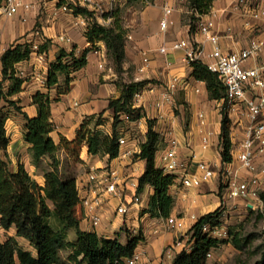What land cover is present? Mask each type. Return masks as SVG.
Returning <instances> with one entry per match:
<instances>
[{
  "label": "crops",
  "instance_id": "crops-1",
  "mask_svg": "<svg viewBox=\"0 0 264 264\" xmlns=\"http://www.w3.org/2000/svg\"><path fill=\"white\" fill-rule=\"evenodd\" d=\"M21 1L31 8H21L13 17H7L0 11V85H3V90H9L11 82L3 80L2 56L14 46L29 44L33 49L31 59L16 66L17 76L25 81L23 90L10 98L19 102L22 112L30 118L38 116L34 96L41 92L50 95L54 101L51 112L55 130L51 137L57 145L61 144L63 138L69 144H74L84 126L86 131L92 130L93 133L100 131L112 136L117 132L120 139L125 138L127 142L120 147V155L114 160H110L109 156L89 154L88 146L84 144V154L81 157L83 164L77 178L79 187L86 184L87 169L106 165L117 169L122 180H140L147 171V161L135 157L141 153V145L147 141L149 120L154 121V130L161 136L160 150L156 156L157 168L162 169L161 156L169 149L171 142L176 140L178 143V157L184 168L175 175L177 180L170 190L174 197L170 217L184 220L187 226L185 230L171 229L166 225L165 218L143 213L157 194L149 186L141 193L144 199L141 207L131 206L125 217L116 215L115 209L120 201L114 200L106 210L103 229L100 232H86H97L99 235L119 239L123 230H128L132 235L142 232L147 240L136 252L142 256L140 264H175L186 241L184 240L182 247L176 248L171 258L164 257L165 250L183 238L198 220L219 209L233 210L238 204L246 203L248 209H253L256 201L251 198H229L225 177V171L238 167L237 153L244 139L246 118L238 111H230L233 122V160L231 163H224L221 139L223 115L220 104L210 98L206 83L194 74L192 66L186 61L185 50H169L167 54L159 51L162 47H171L182 40L205 44L207 51H211L212 45L200 33L198 23L197 29L192 31L188 0H148V3L143 0L146 4L142 1L131 4L129 0L102 2L106 10L122 16L121 24L126 31L124 69L129 77L127 79L148 81L142 91L141 107L137 109L142 112V118L133 121L128 114H119L120 128L113 127L116 113L110 108V103L121 98L122 90L113 67L107 66L106 45L99 42L94 48L86 36L90 25V22H86V17L61 9L64 4L87 8L85 0ZM166 4L173 9V24L167 32H163L161 21ZM261 7L262 0H244L240 4L238 0H214L209 14L217 17L216 33L224 52L234 53L248 49L261 37L264 19L254 17V13ZM48 41L50 43L45 52L34 50L36 45L41 47ZM62 50L74 53L78 59L89 51L88 63L83 69L72 72L69 83L65 76H61L59 84L49 89L42 81L47 79L51 65L57 61ZM259 63L264 64V52ZM162 93L172 94V102L157 110L155 101ZM23 113H16L18 123L13 122L8 127L11 142L7 151L0 155L9 163L13 172H18L20 166H24L36 185L44 186V168L33 163L31 146L24 139L26 120ZM205 135L209 139L207 147L204 145ZM129 151L131 155L125 158L123 155ZM64 153L65 148L62 147L58 155L61 168ZM43 162L47 167L52 163L49 157ZM200 162H207L217 172L216 176L199 188L184 187L183 178L197 174ZM251 176L248 172L243 173L244 178ZM132 196L133 193L129 190L125 201L130 203ZM11 236L24 244L27 250H33L28 242L17 237L16 229H13Z\"/></svg>",
  "mask_w": 264,
  "mask_h": 264
},
{
  "label": "trees",
  "instance_id": "trees-1",
  "mask_svg": "<svg viewBox=\"0 0 264 264\" xmlns=\"http://www.w3.org/2000/svg\"><path fill=\"white\" fill-rule=\"evenodd\" d=\"M141 0H129V3ZM214 0H189V9L193 13L191 17L192 31L197 29L200 17L208 15L213 8ZM76 15L93 18L94 13L87 8L71 6ZM112 26L107 27L97 21H91L86 31V36L94 48L97 43L106 45L108 55L113 59L117 71H120L125 62V33L123 26L117 19ZM48 41L41 46L39 53L46 51ZM87 51L80 59L74 53L62 50L57 61L51 65L46 86L51 89L60 82V77L65 76L67 83L71 81L73 71H79L87 66ZM33 54L31 45H18L7 50L2 56L3 80H9L11 87L7 93L0 85V101L4 99L10 108L19 113L22 108L18 101L10 98L23 90L24 80L17 76L16 66L30 60ZM194 74L200 81L207 85L212 100L224 103L228 106V91L226 85L219 76L211 72L202 62L192 64ZM147 82L130 83L123 87L120 99L111 101L110 108L115 110L116 123H119V114H131L134 97L141 92ZM54 101L50 95L41 92L34 96V104L38 107V116L30 118L26 114L24 125V139L31 146L33 163L41 167L46 157L52 159L48 169H44L45 184L38 186V193L33 189L34 181L24 166H20L18 172H13L10 165L0 155V227L9 231L17 230V237L24 239L35 250L25 249L17 238L11 237L3 242L0 238V264H126L125 260L135 256L137 249L144 241L141 233L122 243L119 237L110 238L107 235H99L97 232L81 230V221L77 218L76 209L81 203L77 179L66 180L60 170L58 153L68 141L62 139L57 145L51 133L55 130L52 122L51 107ZM140 112V111H138ZM222 158L224 163H231L233 155V142L231 137L232 119L228 109L222 113ZM138 113L132 117L133 121L142 118ZM10 115L4 113L0 107V153L5 152L11 142L6 128ZM147 141L141 145V153L135 158L147 161V171L139 180V191L143 193L147 187H153L156 195L151 199L149 207L143 210L144 214L153 217L169 218L172 212L174 197L171 195V187L175 185L177 177L157 168L156 156L160 150L161 136L154 130V121L149 120ZM120 136L115 132L112 136L103 132L89 133L82 128L77 141L74 144L88 146L89 154L109 156L114 160L120 155ZM264 196V195H262ZM219 210L201 218L187 233H192V241L195 249L192 253L182 252L175 260V264H207L208 254L213 248L220 245L221 241L210 237L203 232L205 225L220 228ZM77 231V239L69 242L68 232ZM224 242V241H223ZM237 247H241L238 240H233ZM70 249L69 260L61 256L62 250ZM261 264H264V260Z\"/></svg>",
  "mask_w": 264,
  "mask_h": 264
},
{
  "label": "built area",
  "instance_id": "built-area-1",
  "mask_svg": "<svg viewBox=\"0 0 264 264\" xmlns=\"http://www.w3.org/2000/svg\"><path fill=\"white\" fill-rule=\"evenodd\" d=\"M103 1L85 0L87 9L94 13L93 18L86 17V22L97 21L107 27L113 25L115 21L113 11L106 10L102 4ZM238 3H244V0H238ZM262 3L263 7L254 13L256 19H264V0H262ZM21 8L29 10L31 7L21 0H0V11L7 17L15 16ZM61 9L64 12L74 13L69 4L62 5ZM163 12L161 29L163 32H167L170 25L173 24L171 20L173 9L166 4L163 7ZM216 18L215 14H208L206 17H200L198 21L200 33L206 37V42L212 45L211 51H207L205 44H195L187 40L174 43L171 47H162L159 51L162 54H167L169 50H185L186 61L189 65L192 66L196 62L204 63L226 85L228 91L227 104L230 111H238L247 121L244 139L237 153L238 167L225 171L228 196L230 199L251 198L261 202L259 194L261 180L257 174V160L264 155V64L260 65L259 63V58L264 52V32L248 49L227 53L219 45V37L216 33ZM39 49L38 45L34 47L36 51H39ZM251 62L254 66H250ZM46 83L47 79H44L42 84ZM142 100L143 94L141 91L134 97L133 109H140ZM171 102L172 94L162 93L156 98L155 108L161 110ZM119 143L120 147L127 144L125 138H121ZM208 143V136L205 135V147L208 146ZM130 155L131 152L129 151L123 156L126 158ZM161 164L166 173L173 175H177L184 168L178 157V143L176 140L171 142L169 149L161 156ZM245 172L250 173L251 178H244L243 173ZM216 174L217 172L207 162H200L198 173L186 175L183 178V185L186 188H199L203 183L213 179ZM139 187V180H122L119 171L111 165L101 168L90 167L86 171L85 186L80 185L79 187L78 183L82 221L87 222L93 228L102 227L105 222L106 210L114 200L120 201L115 209L116 215L127 216L131 206L139 205L141 207L144 203ZM129 190L132 191L133 196L131 202L127 203L125 200ZM255 206L253 205V209L256 208ZM166 225L171 229L180 231L187 228L184 220L173 217L166 219ZM203 232L212 238L228 236L224 228H214L210 224L204 226ZM183 243V239H178L165 250L164 257L171 258L176 248L182 247ZM194 249V243L190 247H182L183 252L186 253H192ZM211 257L212 254L209 253L208 258ZM141 260L142 256L136 253L133 258L126 260L125 263L140 264Z\"/></svg>",
  "mask_w": 264,
  "mask_h": 264
},
{
  "label": "rangeland",
  "instance_id": "rangeland-1",
  "mask_svg": "<svg viewBox=\"0 0 264 264\" xmlns=\"http://www.w3.org/2000/svg\"><path fill=\"white\" fill-rule=\"evenodd\" d=\"M143 3L149 2L148 0H141ZM140 2V1H137ZM136 3V2H133ZM131 3V4H133ZM146 4V3H145ZM188 10H189V21L191 23L192 12L189 9V0H188ZM117 19L120 23L123 21L122 16L117 14ZM122 25V24H121ZM123 26V25H122ZM107 50V48H106ZM125 63V62H124ZM107 66L113 67L115 73L118 76V85L123 91V87L130 83H142L148 81H129L127 71L123 67L120 71H117V67L113 61V59L107 53ZM250 66H253V62L250 63ZM131 77V76H130ZM146 84V85H147ZM144 86V88L146 87ZM142 89V91L144 90ZM5 93L8 90L4 91ZM220 104V112L221 114L228 109L230 113V108L225 107L224 103ZM0 107L3 109L4 113L10 115V119L7 121L6 128L14 124H17L15 117H17L16 113H18L13 108H10L7 102L4 99L0 101ZM131 114H128V117L132 120V117H136L139 110H134ZM101 124H104L102 120H100ZM114 128H120L121 123H113ZM95 130V128H93ZM89 133H93L92 130H88ZM9 135V132H8ZM62 147L65 148V157L63 158L64 162L60 163V170L63 177L66 180L69 179H77L80 175L81 165L83 164V160L81 157L83 156V146L78 144H69L66 143ZM59 155V153H58ZM57 155V156H58ZM101 156V155H100ZM52 161V159H51ZM60 161V160H59ZM53 162V161H52ZM42 168L48 169L47 164L43 162ZM257 174L259 179L261 180V186L259 188L260 201H256L254 205H256L254 209H248L246 203L238 204L235 206L233 210L229 209H219V223L220 229L224 228V230L228 233L227 237L216 238L221 241L220 245L216 248H213L210 253L212 254L211 258H207V264H261L264 260V155L259 157L257 160ZM33 189L36 193H38V185L34 183ZM77 218L81 221L80 228L84 231L94 230L100 232L103 227L93 228L87 222L82 221L81 214L79 211V207L76 209ZM13 233V229L9 231H5L0 227V238L3 242L10 239ZM142 232H139L136 235H132L128 230H123V233L120 236V241L122 243H127L129 239L140 235ZM193 234L186 233V235L181 238V240H185L186 246L190 247L193 244ZM77 239V231L72 229L68 232L67 240L69 242H74ZM147 237L144 234V242H146ZM233 240H238L241 247H237ZM224 241V242H223ZM141 243V244H142ZM22 245V244H21ZM25 249L27 248L24 244L22 245ZM35 252V250H32ZM71 250H62L61 256L64 260H69ZM164 259V257H162ZM126 261V260H125Z\"/></svg>",
  "mask_w": 264,
  "mask_h": 264
}]
</instances>
